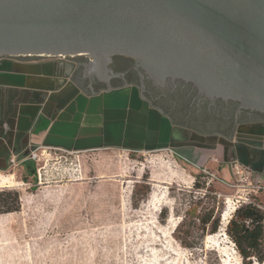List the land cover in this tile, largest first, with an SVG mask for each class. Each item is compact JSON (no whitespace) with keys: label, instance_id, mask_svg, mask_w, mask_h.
I'll list each match as a JSON object with an SVG mask.
<instances>
[{"label":"rangeland","instance_id":"1","mask_svg":"<svg viewBox=\"0 0 264 264\" xmlns=\"http://www.w3.org/2000/svg\"><path fill=\"white\" fill-rule=\"evenodd\" d=\"M28 151L41 181L26 163L0 171L20 201L0 213V264H243L225 228L237 200L264 206L251 169L237 181L233 160L192 164L172 146Z\"/></svg>","mask_w":264,"mask_h":264},{"label":"water","instance_id":"2","mask_svg":"<svg viewBox=\"0 0 264 264\" xmlns=\"http://www.w3.org/2000/svg\"><path fill=\"white\" fill-rule=\"evenodd\" d=\"M116 54L264 113V0H0V58L85 55L90 93L134 82Z\"/></svg>","mask_w":264,"mask_h":264},{"label":"crops","instance_id":"3","mask_svg":"<svg viewBox=\"0 0 264 264\" xmlns=\"http://www.w3.org/2000/svg\"><path fill=\"white\" fill-rule=\"evenodd\" d=\"M86 58H0V171L11 155L35 147L88 152L172 146L192 164L239 160L264 185V122L209 136L174 122L134 82L87 93L72 78Z\"/></svg>","mask_w":264,"mask_h":264},{"label":"flooded vegetation","instance_id":"4","mask_svg":"<svg viewBox=\"0 0 264 264\" xmlns=\"http://www.w3.org/2000/svg\"><path fill=\"white\" fill-rule=\"evenodd\" d=\"M110 67L125 70L126 79H134V86L154 103L177 117L194 131H209L208 135H229L238 126L264 122V113L241 106L240 102L205 93L198 85L180 77L157 76L142 62L125 56L112 55ZM118 79V78H117ZM213 127V128H212Z\"/></svg>","mask_w":264,"mask_h":264},{"label":"trees","instance_id":"5","mask_svg":"<svg viewBox=\"0 0 264 264\" xmlns=\"http://www.w3.org/2000/svg\"><path fill=\"white\" fill-rule=\"evenodd\" d=\"M24 163H26L27 175L35 178L36 169L33 161L27 160ZM19 209L18 192L16 190L0 189V213L15 212ZM263 219L264 212L256 204L251 202L241 203L235 208L232 217L226 225V234L235 243L243 264H250L253 259L259 263L264 260ZM208 222V219L202 221L204 225ZM217 225L218 220L215 219L211 222L210 233L217 231Z\"/></svg>","mask_w":264,"mask_h":264},{"label":"built area","instance_id":"6","mask_svg":"<svg viewBox=\"0 0 264 264\" xmlns=\"http://www.w3.org/2000/svg\"><path fill=\"white\" fill-rule=\"evenodd\" d=\"M56 57H67V56H56ZM54 150H56V149H54ZM62 151H65V150H62ZM32 154L33 153H31L30 151L27 150V151L21 153L20 155H11L8 158L7 166L11 167V168H15L20 163H24L27 160L33 161L34 163L38 164L37 162L39 160V157L35 158L34 155H32ZM229 168L231 170V173L233 174V176L236 178L237 181L241 180V178L247 179L250 176V168L248 166H246L245 164H243L242 162H240L239 160L231 161L229 163ZM43 170H44L43 166H37L36 176L38 178V181H41L42 173H44ZM241 202H243V203H248V202L254 203L252 200H247V199L243 200ZM241 202H239V200H237V204H235V205L239 206L241 204ZM254 204H256V206L260 210L264 211L263 205H260L258 203H254Z\"/></svg>","mask_w":264,"mask_h":264}]
</instances>
